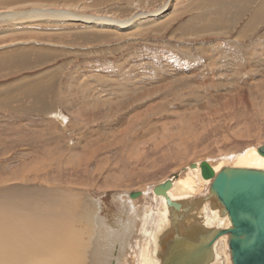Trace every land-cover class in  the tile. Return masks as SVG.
Wrapping results in <instances>:
<instances>
[{"label":"rangeland","instance_id":"obj_1","mask_svg":"<svg viewBox=\"0 0 264 264\" xmlns=\"http://www.w3.org/2000/svg\"><path fill=\"white\" fill-rule=\"evenodd\" d=\"M88 1L99 8L89 11L111 10L128 19L165 0ZM212 1L182 0L175 13L173 4L160 13L170 15L164 22L133 27L123 35L90 32L78 21L59 25V20L0 35V261L11 246L9 226L19 221L62 217L51 214L55 206L67 207L64 215L72 217L78 202L98 204L104 218L117 213L132 191L142 192L136 203L144 204L145 191L153 194L154 185L190 173L184 170L191 162L233 160L264 143V70L256 68L253 57L261 61L264 55V14L248 27L253 30L245 31L261 0ZM11 23L1 22L0 29ZM220 51L233 61L227 68L220 67L227 63ZM163 63L179 78H161L148 87L164 72ZM111 64L136 66V78H128L126 67L127 80H120L122 72H112ZM79 70L84 76L76 86L88 84L84 100L93 103L85 111L68 108L85 94L65 91L74 88ZM120 81L127 88L133 83L147 89L124 96ZM184 113L192 117L191 124ZM154 140L162 141L153 146Z\"/></svg>","mask_w":264,"mask_h":264},{"label":"bare ground","instance_id":"obj_2","mask_svg":"<svg viewBox=\"0 0 264 264\" xmlns=\"http://www.w3.org/2000/svg\"><path fill=\"white\" fill-rule=\"evenodd\" d=\"M14 1H17V0H14ZM181 2L182 0H165L164 2H162L159 6L155 8H152L154 6L153 5L152 7L150 6L152 9L147 8V9L138 10L131 18H128V19L121 18L118 12L113 13L114 11L110 12L111 10H107L106 13H99L97 11L95 12L89 11V9L98 10L99 8H93V7L91 8L90 6L91 3L88 0H81V1L80 0H67V1L66 0H19L17 3H14V4L0 3V23L4 21L12 22L11 26L9 27L7 26L8 28L0 29V35L7 34L8 32L12 30L19 31V30H24V29H31V28H34L35 25H48L47 23L53 20H59V25L73 24L76 21H78L79 23H84L86 27L88 26L89 27L88 30H91L90 32H99L100 34H104V35H111V34H116V35L122 34L123 35V32H126L127 30H131L133 27L139 28L140 26L152 24L154 22L155 23L164 22L170 15L167 14V15L159 17L160 13L162 11H165L172 4L174 6L173 13H175L174 11H176L178 8L181 7V5H183ZM209 2L211 3V1ZM260 4L263 6V9L261 5L255 8L256 10L252 13L251 19H249L250 22L249 21H248L249 23L247 22L248 24H247L245 31L247 30V32H249L250 30H253L254 26H252V28H248V27L253 23V21L256 22L259 16H262V14H264V0H261ZM1 8H4V9H1ZM184 10H187V8L184 9L183 7L179 9V11H184ZM155 16H157V18ZM173 19L171 18V20ZM219 53H220V56L224 59V61L227 60V63L225 62L223 64L221 62V65L219 64L220 67L222 65L223 67L224 65H226L225 67L227 68L228 64L230 65L233 63V61H230L229 59H225V57L227 58V54H228L227 51H224V52L220 51ZM213 55H216V54H213ZM263 56L264 55H262V57ZM253 57L256 58V61H257L256 68H259L260 71L264 70V61H263L264 58L261 57L262 63H260L261 61L256 56H253ZM215 65H217V63ZM109 66L112 72L113 71H115L116 73L120 71L122 72L118 74L122 76V78H119L120 80L124 78H126L127 80V76L125 77L123 75V72L125 75L128 74V71L126 72L124 70V68L126 67H128L127 70L131 72V76L128 78H133V75H134V78H136L134 72H138L137 71L138 69L136 68V66L132 67L131 64L129 65L125 64L124 66L120 64L119 66L114 65L115 67L112 66L111 64ZM166 67L168 66H166L165 63H163L162 70L164 72L162 73L161 76H159V78H157L156 76L153 81L152 79L148 81L146 78H144V80L146 79L148 81L147 85L149 83L152 84V82L158 83L160 80H164L168 78L173 80L170 77L175 78L179 76L178 75L179 73L176 72L174 69L170 71L168 70L169 67L167 69ZM220 67L218 66V69H220ZM234 67L232 69H235ZM236 69L239 70L238 68ZM81 71L82 70H79L75 74V77H74L75 79L73 78L74 80H72L73 84H75L74 88L67 87L65 91H68V90L73 91L77 95H78V92H81V94L85 92V89L88 88V84L86 85L84 84L85 86H82L83 87L82 89H80L79 86L78 87L76 86L77 84L79 85V83L83 79L84 74L79 75L81 74ZM217 72H220V71H217ZM116 73L114 74L115 76H116ZM214 74L216 75V73ZM211 75L208 74L209 78ZM88 77L90 76L87 75L86 79H89ZM212 77L216 78V76H213V75ZM161 78H164V79H161ZM219 79L221 78L219 77ZM191 80H189V82ZM210 80L212 79H209L208 81ZM122 82L121 83L124 85L122 87L124 88V93L127 92L126 95L122 93V95L124 94V96H127L128 93H132V94L138 93L140 89H144V90L147 89V85L135 84L131 86L133 83L128 87L129 88L128 89L124 81ZM167 83L169 84V82ZM198 83H194V85ZM153 85L155 86L156 84L148 85V87H151ZM130 87H133V88H130ZM180 87H181L180 89H182V86ZM109 88L111 87H108V89ZM190 88L191 87H189L188 89ZM108 89L106 88L105 90L107 91L108 96H109L110 91ZM102 90L103 89H101V91ZM182 90L184 91V88ZM185 90H186V87H185ZM149 91L147 92V96H146L147 98L149 95ZM104 92L103 94H105ZM111 92H114L115 94L120 93V91L119 90L117 91V89L116 90L112 89ZM142 96L143 95H141L140 97ZM112 97L113 96L111 95V98ZM79 98L83 99V101L76 102L75 104H68V108L85 111L91 108V106L93 105V103L90 102V104H88V102L86 103V101L84 100V98H86V94L84 97H79ZM125 98H122V99L128 101L129 100L128 98L130 97L128 96L127 99ZM116 99L118 100V98ZM126 101L122 103H126ZM115 102L117 103V101ZM115 102H112V103H115ZM96 103L98 104V102ZM187 105L189 106L188 103ZM190 107H191V103H190ZM128 112L129 111H127V113ZM184 115L186 114L184 113ZM187 116L188 115H186L185 117L186 123L191 124L190 119H192V117L188 119L190 114L188 117ZM182 129L178 131L181 134H183V132L181 131ZM163 139L164 137L162 138V140ZM162 140H157V141L154 140L153 146H158V144ZM89 152H90V149H89ZM139 154L140 153H136V154H133V156L137 157ZM204 161H207V160H204ZM202 162L203 161H200L199 163H197V166L195 168H191L189 166L191 164L190 163L184 170V171H189L190 173L182 174L180 177H177V178L174 177L175 175L170 177L173 181H172V187L169 189L168 193L173 199L175 200H180L182 198L193 199L201 195L203 196L205 194L204 191L206 193L208 192L209 189L207 188V190H205L206 189L205 185L207 184V187H209L214 177L205 178L202 175V170H201ZM207 162H209V164L213 167L215 175L219 174L223 170L224 167L264 169V156L258 152V149L256 146L250 147L244 153L238 154L233 160H230L229 158L224 157L222 160H219L218 162L215 161L216 163L215 162L213 163L210 161H207ZM191 170L193 171L191 172ZM170 178H167V179H170ZM153 187H152V190H153ZM144 194L147 199V201L143 202L144 204L137 206V203H136V201H138L136 199L137 197L131 198V199H128V198L123 199V202L118 207L119 211H117V213L109 212L108 216L104 218H101L100 212L98 210V207H99L98 204L95 206V208H93L91 206L85 207L84 206L85 204L81 205V202L80 203L78 202L75 205L74 212L71 213L72 217L70 216L67 217L66 215H64V212L67 210L66 209L67 207L62 209V208H59V206L58 208L57 206H55L54 209L53 207H51V210L53 213L51 212L50 213L53 215L56 213L58 214L63 213L62 217L57 216V215L55 216L49 215L48 217L44 215L41 222H37L35 220L19 221L18 223L15 224V226H9V239H8L9 241L7 242H10L11 246L8 248L7 253L4 255V257L6 258H3L0 261V264H166L169 260H171L170 258L166 256L170 254L169 250L171 248V242L170 240L160 239V237L162 236V233L166 230L167 225H169V221L165 218L166 212H167L166 201L162 195L159 196V195H156L155 193L151 194V192L149 191H145ZM129 195L130 194L128 193V196ZM211 201L213 202V200ZM211 201L205 202V205L203 206L202 210L207 209ZM211 205L209 206V209H207L204 212L206 213L205 219L208 225L222 227V228L230 227L231 222H230V219L228 218V215L221 217L218 211L212 208ZM133 208L134 210L130 214L129 211H131ZM197 213H202V211H197ZM161 216L163 217L161 218ZM125 218L128 219L127 222H125ZM56 222L60 223V226H55ZM4 229L6 228L4 227ZM6 235H8V233ZM229 239H230L229 233L220 235V237H218L215 240L211 253H209L202 261L197 262V264H204L207 260H208L207 264H234ZM176 245L180 249L184 248L179 242H177Z\"/></svg>","mask_w":264,"mask_h":264},{"label":"water","instance_id":"obj_3","mask_svg":"<svg viewBox=\"0 0 264 264\" xmlns=\"http://www.w3.org/2000/svg\"><path fill=\"white\" fill-rule=\"evenodd\" d=\"M257 149L264 156V143ZM189 166L195 168L197 163ZM201 170L205 178L214 177L203 196L173 199L168 193L171 178L153 187L167 205L169 225L160 237L171 242L170 254L166 255L171 260L166 264H197L211 253L215 240L227 233L234 264H264V169L224 167L215 175L209 162L203 161ZM140 195L141 191L130 192L131 198ZM207 201L221 217L228 215L230 227L208 225L204 212L210 205L202 210ZM177 242L184 248L180 249Z\"/></svg>","mask_w":264,"mask_h":264}]
</instances>
